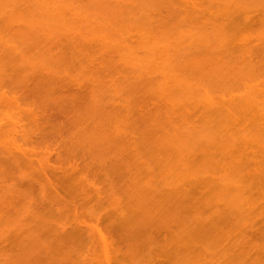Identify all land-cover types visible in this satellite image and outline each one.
Wrapping results in <instances>:
<instances>
[{"label": "rangeland", "instance_id": "1", "mask_svg": "<svg viewBox=\"0 0 264 264\" xmlns=\"http://www.w3.org/2000/svg\"><path fill=\"white\" fill-rule=\"evenodd\" d=\"M0 264H264V0H0Z\"/></svg>", "mask_w": 264, "mask_h": 264}, {"label": "bare ground", "instance_id": "2", "mask_svg": "<svg viewBox=\"0 0 264 264\" xmlns=\"http://www.w3.org/2000/svg\"><path fill=\"white\" fill-rule=\"evenodd\" d=\"M98 231V233L96 234V235H94V234H92V235H90L89 237L92 239V238H95L96 240H100V242H102L104 245V248H105V239H104V236L100 233V231L99 230H97ZM104 252H106V251H104ZM106 258H107V255H104Z\"/></svg>", "mask_w": 264, "mask_h": 264}]
</instances>
